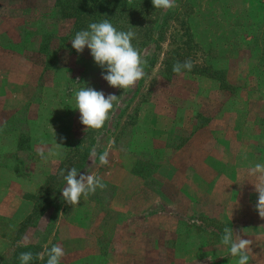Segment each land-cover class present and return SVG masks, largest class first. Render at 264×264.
Masks as SVG:
<instances>
[{
  "label": "rangeland",
  "instance_id": "rangeland-1",
  "mask_svg": "<svg viewBox=\"0 0 264 264\" xmlns=\"http://www.w3.org/2000/svg\"><path fill=\"white\" fill-rule=\"evenodd\" d=\"M0 1V10L4 9L3 4L9 2L11 6L18 8L19 6L31 8V14L18 19L20 22L25 19V22H28L27 26H32L34 37L39 36L43 44L47 45L45 47V50L48 48L45 54L48 55L47 69L51 70L48 76L49 86L54 88L59 86V89L61 87L64 89L60 104L62 111L58 116L55 115L56 123L58 125L63 123L66 128L72 127L73 131L69 143L64 147L62 157L55 163L48 161L52 173L46 176L35 192L32 217L22 223L18 230V233L22 234L16 235L14 239L2 241L0 239V264H20L19 260L15 261L16 253L12 258L8 250L2 249L7 248L9 243L13 245V241L30 239L33 241L31 252L34 257L46 246L50 248L58 244V241L65 251L78 249L80 255L74 252L65 253L69 264H236L237 257L225 251L222 253L227 246L222 245L220 237L223 228H232V224L225 221L227 219L222 214L221 219H217L201 211V201L209 205L216 201L213 197V189L209 191L208 199L204 198V192L201 191L204 186L201 179L202 177L205 179L206 176L194 175L193 181L196 183L186 186L187 175L175 173L170 158L172 133L177 132V130L172 131V113L179 122L184 118V113H178L177 109L187 105L186 103L190 102L188 98L194 95L199 104L202 98L200 89L205 87L212 90L214 87L212 84L199 83L204 77L202 74L188 71L172 74V57H176V51L183 50V53H187L183 55L187 60L196 59L197 62H202L206 58L197 47L184 48V44L181 43L185 38L182 29L191 26L198 30L204 39H212L210 35L212 30H204L196 26L199 20L196 17L197 11L195 8L193 11L189 9L193 1L176 0L177 6L172 9L157 8L154 18L165 20L161 46L154 54V63L145 67L144 78L127 90L112 87L102 78L101 72L104 70L94 62L87 46L81 53H77L72 48L71 39L75 35L74 20L58 9L55 0ZM211 1L199 0L202 9L209 11L210 15L211 8L227 2V0H219L210 3ZM263 1L243 0L246 6L252 8L260 7ZM9 13L8 11L5 15L8 16ZM183 21L186 24L182 23ZM222 41L223 39L219 44ZM62 56L65 57L64 67H71L74 74L67 83H64L63 72H54ZM256 58L257 53L241 50L237 58L230 60L229 69L228 63H219L220 68L225 72L224 75L220 73L222 72L220 68L218 73H214V68L209 67L212 75L209 77L219 78L220 85L224 87L226 107L235 99L238 87L244 83L243 76H248V72L253 75L257 84H264V71L258 72L253 68V73L250 72V67L254 66ZM260 69L264 70V67ZM186 75L190 77L186 78ZM83 85L103 91L105 96L108 94L118 96L110 113V119L99 130L86 129L79 120V110L72 108L74 107L73 89ZM182 86L190 90L181 91ZM240 91L241 94L244 93ZM157 95H161L169 105L162 100L165 104L156 110L159 118L155 130L145 126L138 127L136 125L138 109ZM64 114L68 118H65ZM15 118L22 121L20 114ZM198 118H200L199 112ZM146 120H150V117ZM17 130L21 132L25 128H17ZM50 134L56 137L55 130L50 131ZM152 135L162 138L161 150H169L167 151L169 153L163 151L161 155L152 157L154 151L159 150L153 146ZM23 138L22 135L19 140ZM177 139H173L174 146L176 143H182L181 139L179 142ZM163 140H167L166 143H163ZM40 149L41 147L35 154L41 151ZM93 149L96 156H91ZM106 150L109 153L108 163L101 166L98 156ZM140 154H146L148 157L144 158ZM36 161L40 166L41 160L37 159L35 163ZM176 164L181 165L179 162ZM71 167L78 169L77 178L81 173L97 175L107 187L103 190L98 188L87 198L82 196L79 204L72 207L62 199L61 190L66 182L58 175L61 169L67 171ZM5 180L6 177H2V181ZM190 199L192 207L186 205V200ZM5 209L8 210V207ZM180 211L190 212L186 221L180 219ZM2 225L10 224L1 222L0 228ZM26 231L29 235H24ZM15 245L19 253L22 244ZM46 259L47 257L45 261L33 259L30 264H45ZM250 263L251 261L248 262ZM61 264L64 263L61 261Z\"/></svg>",
  "mask_w": 264,
  "mask_h": 264
},
{
  "label": "crops",
  "instance_id": "crops-1",
  "mask_svg": "<svg viewBox=\"0 0 264 264\" xmlns=\"http://www.w3.org/2000/svg\"><path fill=\"white\" fill-rule=\"evenodd\" d=\"M2 7L4 9L0 10V224L4 222L10 225H2L0 228L1 241L14 239L16 235L22 234L18 233V230L22 223L32 217L35 192L46 176L52 173L48 161L55 163L62 157L64 147L69 143L70 135L73 133L72 127L66 128L63 123L60 125L56 123L55 115L58 116L62 111L60 104L64 89L49 86L48 76L51 70L47 69L48 55H45L48 48L42 51V39L39 36L34 37L33 28L31 25L27 26L28 22H25V19L23 22L18 19L31 14V8L11 6L10 2L3 4ZM5 7L15 10H8ZM8 11L10 13L6 16ZM64 59L62 56L54 72H63L64 83H67L74 74L71 67H64ZM185 77L189 78L190 75ZM243 78L244 83L238 87L235 99L227 107L224 103V87L220 85L219 78L204 76L200 79L199 83L212 84L214 87L212 90L205 87L200 89L202 98L199 104L194 98L195 95L188 96L190 102L177 109L178 113H184V118L179 122L172 113V131L177 132L172 133L170 158L175 173L187 175L186 186L196 183L193 181L194 175L206 176L205 179L203 177L201 179L204 185L201 191L204 192V198L208 199L209 191L213 189L216 201L210 205L201 201V211L217 219H221L222 214L227 219L225 221L232 224L234 233L253 242L249 246L250 264H264V219L260 218L255 209L258 193L252 184L254 177L247 175L250 167L256 163H264V84H257L249 72L248 76ZM180 89L190 90L186 86ZM240 90L244 93L241 94ZM50 98L54 100H49ZM162 100L166 101L161 95H157L140 106L137 113L138 127L145 126L155 130L159 118L156 110L166 103ZM19 114L22 115L21 122L15 118ZM64 117L68 118L66 114ZM147 117H150V120H146ZM17 128L25 130L20 132ZM53 130L56 137L50 134ZM22 135L23 140H19ZM175 138H178V142L181 139L182 143H176L174 146ZM161 140L160 136L152 135L153 146L159 149L158 152L154 151L153 158L161 155L163 151L169 153L167 152L169 150H161ZM166 141L163 140V143ZM40 147L46 156L49 151L59 152L60 155L48 156L47 160H43L35 154ZM141 155L144 158L148 157L146 154ZM37 159L41 160L40 166L38 161L35 163ZM177 162L181 165L178 166ZM2 177H6V180L2 181ZM191 201L186 200L188 207H192ZM5 207H8V210ZM189 214L190 212L180 211L179 217L186 221ZM26 234L29 235V232L26 231L24 235ZM58 242L60 245V241ZM12 243L13 245L9 243V246L7 243L8 247L2 250H8L13 258L16 252L15 244L32 246L33 241L30 239ZM224 251L229 253L227 247L226 250L224 247L222 253ZM64 252L80 255L79 250L75 248ZM61 261L69 264L65 255Z\"/></svg>",
  "mask_w": 264,
  "mask_h": 264
},
{
  "label": "clouds",
  "instance_id": "clouds-1",
  "mask_svg": "<svg viewBox=\"0 0 264 264\" xmlns=\"http://www.w3.org/2000/svg\"><path fill=\"white\" fill-rule=\"evenodd\" d=\"M151 3L154 8L160 9H172L177 6L176 0H151ZM135 36L134 31L117 30L108 19H103L89 23L86 30L77 31L71 39V45L77 53L83 52L87 46L94 62L104 70L101 72L102 78L112 87L127 90L143 79L146 74L144 69L147 61L142 57L139 49L132 44ZM192 67L191 60L176 61L172 66V71L180 74L182 70L191 71ZM117 99V95L105 96L103 91L83 85L78 89H73L74 107L72 108L79 110V120L86 126V129L99 130L110 119V113ZM37 155L47 160L48 156H59L60 153L49 151L46 156L41 150ZM108 155L107 150L99 154L98 160L101 166L108 163ZM91 156H96L94 149ZM58 175L66 182L61 190L62 199L72 207L79 204L82 196L87 198L98 188L103 190L107 187L102 178L97 175L81 173L77 178L78 169L75 167L67 171L61 169ZM247 175L254 177L252 184L255 192L258 193L255 209L260 218L264 219V163H256L250 167ZM221 243L227 246L231 256L238 258L236 264H248L251 253L249 246L253 243L250 239H242L239 234L234 233L231 227H224ZM64 255V249L59 244H54L50 248L46 246L43 251L36 253L35 257L31 251L21 252L18 259L20 264H30L33 259L45 261L47 257L45 264H61Z\"/></svg>",
  "mask_w": 264,
  "mask_h": 264
},
{
  "label": "trees",
  "instance_id": "trees-1",
  "mask_svg": "<svg viewBox=\"0 0 264 264\" xmlns=\"http://www.w3.org/2000/svg\"><path fill=\"white\" fill-rule=\"evenodd\" d=\"M192 1L193 4L189 9L193 11L195 8L196 17L200 20L196 26L204 30H212L210 34L212 39H204L198 30L191 26L182 29V35L185 38L181 43L184 44V48L197 47L206 56L202 62H197L196 59L191 60L193 67L188 72L212 76L209 67L214 68V73H218L219 63L222 62L228 63L229 69L230 60L237 58L241 50L257 53L256 62L250 67V72L253 73V68L258 72L264 71L260 69L264 67V1L261 2L260 7L252 8L246 6L243 0H227L224 4L211 8V15L209 11L202 9V3L199 0ZM55 5L67 17L74 20V34L79 30H86L89 23L103 19H108L117 30L134 31L136 36L132 40L133 46L139 49L142 57L146 59V66L154 63V54L161 46L165 20L154 18L157 8H154L151 0H55ZM182 23L186 24L185 21ZM223 34L226 36H221ZM221 39L223 41L219 44ZM46 46V43L42 45V51ZM183 52V50L176 51L177 58L172 57V66L176 61L187 60L183 56L187 53ZM220 71L222 75L225 74L223 69L220 68ZM172 74L176 73L172 71ZM31 248V245H22L18 251L19 253L32 251ZM15 253L17 262L19 253L17 251Z\"/></svg>",
  "mask_w": 264,
  "mask_h": 264
}]
</instances>
